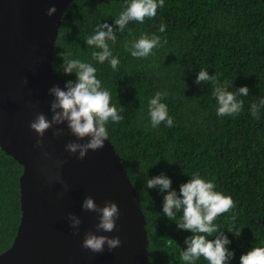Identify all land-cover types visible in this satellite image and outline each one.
Masks as SVG:
<instances>
[{"label": "trees", "instance_id": "1", "mask_svg": "<svg viewBox=\"0 0 264 264\" xmlns=\"http://www.w3.org/2000/svg\"><path fill=\"white\" fill-rule=\"evenodd\" d=\"M127 0H73L65 10L54 44L52 69L63 80L60 53L70 59L91 63L111 103L123 120L108 122V141L120 157L136 191L145 219L147 264H186L180 253L193 233L178 230L181 213L169 220L162 211L159 189H147L145 180L160 174L180 185L193 173L212 181L216 191L230 196L235 207L218 216L214 224L231 241L234 252L229 264L254 247H264V109L259 119L251 115L253 102L264 99V0H164L154 18L144 23L129 22L123 32L114 19ZM116 30L109 41L120 63L114 70L106 61L93 60L85 40L98 24ZM161 23L165 31L160 32ZM141 35H156L161 45L147 58H133L126 45ZM167 43H163L164 40ZM204 69L217 75L221 85L232 83L230 91L246 86L249 96L238 115L217 116V102L211 83L196 84ZM157 92H166L173 126H151L148 102ZM22 167L0 149V253L11 245L20 219L18 178ZM235 217V220L231 219ZM233 228L234 236L227 229ZM216 233L209 239H215ZM195 264H208L202 257Z\"/></svg>", "mask_w": 264, "mask_h": 264}, {"label": "water", "instance_id": "2", "mask_svg": "<svg viewBox=\"0 0 264 264\" xmlns=\"http://www.w3.org/2000/svg\"><path fill=\"white\" fill-rule=\"evenodd\" d=\"M72 1L0 0V149L22 167L20 219L0 264H147L145 219L113 145L107 140L79 160L65 146L86 140L78 141L66 125L60 126L59 137L53 135L55 128L47 131L42 148L36 147L38 136L29 127L39 113L51 119L49 89L66 83L51 62L61 18ZM53 6L57 11L48 17ZM85 197L100 207L106 201L118 205L115 231H96L99 217L82 211ZM69 215L80 218L78 232L70 227ZM89 232L118 236L121 244L93 253L82 247Z\"/></svg>", "mask_w": 264, "mask_h": 264}, {"label": "clouds", "instance_id": "3", "mask_svg": "<svg viewBox=\"0 0 264 264\" xmlns=\"http://www.w3.org/2000/svg\"><path fill=\"white\" fill-rule=\"evenodd\" d=\"M164 6V0H127L123 10L114 19L115 28L123 32L129 22L135 21L143 24L145 19H152L157 14V9ZM57 11L53 6L47 10V16L51 17ZM160 32L165 31V25L161 23ZM117 40L116 30L107 23L98 24L94 34L86 38L85 43L88 47L98 49L92 52L93 60L103 64L108 62L115 70L120 61L113 56L109 47V41L115 43ZM163 43H167L165 39ZM161 38L153 35H141L139 39L126 45L127 50L133 58H147L153 54V49L160 47ZM63 60L60 66L65 75L75 74V80L66 81L64 88L54 85L49 89L48 94L53 97L49 110L51 119L39 113L31 121L29 127L38 136L36 147H43L44 134L50 129L55 128L54 136L63 135L61 125H66L70 133L78 141L84 143L70 142L65 146V150L70 154H77V159L83 160L87 153L96 151L104 147L108 140L109 133L106 125L109 121L119 123L123 120L120 115L124 111L123 107L119 110L111 103V93L103 88L101 81L96 77V68L88 62L79 59H70V54L60 53ZM27 83V80H25ZM196 84L211 83L213 85L212 95L217 102V116L238 115L244 106L242 99L237 97L249 96V89L244 86L238 90L230 91L232 83L227 81L221 85L217 75L209 76L208 71L201 69L197 73ZM167 96L166 92H157L148 102V114L151 126L156 128L161 123L169 128L173 126V119L168 114V108L162 102ZM264 109V99H259L258 103L253 102L250 106L251 115L259 119V112ZM67 190V185L59 180ZM147 189H159L161 193H166L163 197L162 211L169 219L177 217L181 213L180 222L176 223L178 230H185L193 233L185 239L186 249L180 253L181 259L186 264H195L201 257L208 264H229L234 257V252L227 247L231 241L219 231L214 224V220L234 209L235 204L230 196H226L216 191V185L209 180L200 177L199 173H193L187 183L180 185L179 194L172 189V181L164 174L147 178L145 180ZM82 211L95 212L98 214L99 223L96 225L97 232L111 233L116 230L117 220L120 217L119 207L115 202L106 201L103 207L98 206L92 197H85L82 202ZM70 227L79 230L81 220L76 215L68 217ZM231 219L235 220V217ZM233 234V228L227 229ZM240 231H236L234 236H239ZM216 233L215 239H209ZM120 238H109L105 235H95L91 232L86 233L82 247L91 250L93 253H102L105 245L109 251L120 246ZM239 264H264V247H254L240 257Z\"/></svg>", "mask_w": 264, "mask_h": 264}]
</instances>
